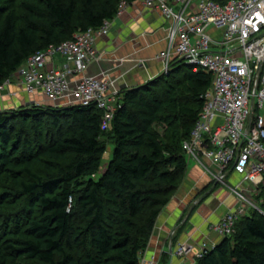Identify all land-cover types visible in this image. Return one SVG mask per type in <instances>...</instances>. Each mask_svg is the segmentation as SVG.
I'll return each instance as SVG.
<instances>
[{"label":"trees","instance_id":"16d2710c","mask_svg":"<svg viewBox=\"0 0 264 264\" xmlns=\"http://www.w3.org/2000/svg\"><path fill=\"white\" fill-rule=\"evenodd\" d=\"M121 1L140 0H0V85L36 53L115 19ZM171 69L123 88L106 131L95 104L0 112V211L12 212L0 224V264H142L186 177L183 143L213 82L185 63ZM109 141L113 158L96 178ZM260 209L195 264H264Z\"/></svg>","mask_w":264,"mask_h":264},{"label":"built area","instance_id":"2783aa9c","mask_svg":"<svg viewBox=\"0 0 264 264\" xmlns=\"http://www.w3.org/2000/svg\"><path fill=\"white\" fill-rule=\"evenodd\" d=\"M140 1L144 8L160 11L168 23V46L158 55L165 72L177 56L213 77L183 150L214 185L226 186L243 200L213 226L222 237L232 236L249 204L241 185H264V0ZM129 6L121 1L115 19L31 56L0 85V97L18 98L24 93L42 97L54 108L95 104L103 111L102 130H108L121 90L114 89L106 75L92 76L88 71L98 57L97 42L110 34L113 21ZM23 106L46 105L29 99ZM232 177L240 180L238 185L232 184ZM215 246L205 242L196 249L179 242L169 247L167 264H195Z\"/></svg>","mask_w":264,"mask_h":264},{"label":"crops","instance_id":"0c3cea01","mask_svg":"<svg viewBox=\"0 0 264 264\" xmlns=\"http://www.w3.org/2000/svg\"><path fill=\"white\" fill-rule=\"evenodd\" d=\"M131 7L135 8L134 16L146 9L141 1L131 3ZM139 16L130 20L122 16L113 21L110 34L97 42L98 57L91 63L88 74L106 75L114 89L122 90L143 85L164 72V63L158 55L168 46V23L158 10H149ZM55 59L63 62L58 56ZM29 99L51 105L42 97H28L24 93L18 98L3 95L0 105L15 109ZM234 178L238 179H230L233 185ZM240 204L229 188L214 185L211 177L196 162L189 160L186 177L161 211L141 263L167 264L169 247L179 242L190 243L196 249L205 242L219 245L224 237L217 234L213 226Z\"/></svg>","mask_w":264,"mask_h":264},{"label":"rangeland","instance_id":"374dc122","mask_svg":"<svg viewBox=\"0 0 264 264\" xmlns=\"http://www.w3.org/2000/svg\"><path fill=\"white\" fill-rule=\"evenodd\" d=\"M219 1H222V2H226L227 0H219ZM145 9V8H144ZM138 11V10H137ZM145 11V12H144ZM149 11V9H145V10H142L141 9V11L138 13L137 12V15H135L134 16V12H135V8L134 7H131V8H129V9H127V11L125 12V14L123 15V19H126V20H130V19H132V17L133 18H136V17H140L139 15L141 14L142 16H144L145 15V13H147ZM131 12V13H130ZM136 14V13H135ZM139 20H141V19H139ZM138 25H140V22H138L137 23ZM175 63H177V65H180V64H184V61H181V59L180 58H178L177 56H174L173 57V59H172V64H175ZM172 70V69H171ZM169 71V72H165V70H164V72L162 73V74H160L159 76H157V77H160L161 75H168V74H170L172 71ZM157 77H155V78H157ZM155 78H153V79H155ZM152 80V79H151ZM150 80V81H151ZM149 82V81H148ZM21 107V106H20ZM46 107H53L52 105H46ZM59 108V107H58ZM19 109V107L17 108H15V109H7V107L5 108H3L1 105H0V112H5V111H15V110H18ZM160 133H162L163 132V126H161V125H157L156 127H155ZM113 153H114V144H113V142L112 141H109L108 143H107V151H106V153H105V155L103 156V169H102V171L100 172V173H98L97 175H96V178H99L100 176H101V174H102V172L105 170V166L109 163V161L113 158ZM39 171H41V172H43L44 170H45V168H44V166H43V163H38V164H36V166H35ZM234 180V185L236 186V185H238L239 184V182H240V180L239 179H233ZM182 185V184H181ZM241 189H243V193L244 194H246V196H247V199L249 200V204H246V206H247V210H246V215L248 214V213H250L251 212V210H252V208H255L256 206H258V211H262L261 209H260V206L261 207H263V205H264V185L263 184H260L258 187H253V186H251V185H249V184H243V185H241ZM234 197H235V199L239 202V203H241V202H243V200L237 195V194H235L234 193ZM242 204V203H241ZM12 214V212L9 210V211H6V212H4V211H0V224H1V222H3L4 221V218L5 217H7V216H9V215H11ZM245 216V215H244ZM243 215L242 216H240L239 218H238V222H241V220L243 219V217H244ZM22 264H26V263H22ZM33 264H47V263H44V262H41V261H34L33 262Z\"/></svg>","mask_w":264,"mask_h":264}]
</instances>
